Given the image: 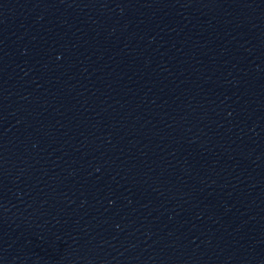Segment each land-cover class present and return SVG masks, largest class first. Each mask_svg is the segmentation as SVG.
<instances>
[{
	"label": "water",
	"instance_id": "water-1",
	"mask_svg": "<svg viewBox=\"0 0 264 264\" xmlns=\"http://www.w3.org/2000/svg\"><path fill=\"white\" fill-rule=\"evenodd\" d=\"M0 264H264V0H0Z\"/></svg>",
	"mask_w": 264,
	"mask_h": 264
}]
</instances>
